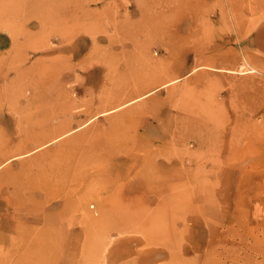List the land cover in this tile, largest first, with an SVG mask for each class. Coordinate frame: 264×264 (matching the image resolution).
<instances>
[{
  "label": "rangeland",
  "instance_id": "rangeland-1",
  "mask_svg": "<svg viewBox=\"0 0 264 264\" xmlns=\"http://www.w3.org/2000/svg\"><path fill=\"white\" fill-rule=\"evenodd\" d=\"M0 32V264H264V0H0Z\"/></svg>",
  "mask_w": 264,
  "mask_h": 264
},
{
  "label": "bare ground",
  "instance_id": "bare-ground-1",
  "mask_svg": "<svg viewBox=\"0 0 264 264\" xmlns=\"http://www.w3.org/2000/svg\"><path fill=\"white\" fill-rule=\"evenodd\" d=\"M263 36V35H262ZM258 38V37H257ZM263 41V40H262ZM173 69V68H172ZM64 70V69H63ZM76 71V70H75ZM96 74V73H95ZM76 76V75H75ZM179 76V75H178ZM146 82V81H145ZM144 82V83H145ZM47 81L44 77H32V81L29 84V87L31 88L30 90L31 91H34L35 93H38V89H43L44 88V84H46ZM147 83V82H146ZM145 83V84H146ZM150 85V84H149ZM162 85V84H161ZM145 86V85H144ZM143 88V87H142ZM140 87H137V88H133L130 92H127L125 93L123 96L122 95H119V99L114 102V107L113 108H116V107H121L127 103H130L134 100H137L139 99L140 97H142V95L147 92V91H150V90H153L155 89L156 87L151 86L150 88H146L144 89L141 93H139V91L142 89ZM51 123V122H50ZM72 130L71 127H69V129H65V131L63 132H58V131H54L52 133H50L49 135L47 136H44V137H39V138H35L33 139L34 141V144H35V147L34 149H37L38 147L42 146V145H45L47 143H50L52 141H55L57 139H60L61 136H63L64 134H66L67 132H70ZM25 148H21V150H19V152L15 155V156H22V155H25V154H29V152L33 151L34 149L33 148H30L27 144H25ZM24 146V145H23ZM22 146V147H23ZM182 148V147H181ZM203 151V150H202ZM183 154V153H181ZM13 156V155H12ZM145 163V162H144ZM153 167V166H152ZM167 172V171H166ZM141 176V175H140ZM145 179V178H144ZM140 180V179H139ZM146 180V179H145ZM143 184H145V182H143ZM148 187V186H147ZM139 198V197H138ZM166 198V197H165ZM131 201V200H130ZM137 201V200H136ZM139 201V200H138ZM128 202V201H127ZM133 202V201H132ZM131 203V202H130ZM134 203V202H133ZM139 203V202H138ZM147 205V204H146ZM145 206V205H144ZM109 219V218H108Z\"/></svg>",
  "mask_w": 264,
  "mask_h": 264
},
{
  "label": "crops",
  "instance_id": "crops-1",
  "mask_svg": "<svg viewBox=\"0 0 264 264\" xmlns=\"http://www.w3.org/2000/svg\"><path fill=\"white\" fill-rule=\"evenodd\" d=\"M2 36H5L6 37V39H10V37L9 36H7V34H5L4 32H0V50H2V49H4V48H6L5 46H6V40H5V38L4 37H2ZM4 41V42H3ZM6 43V44H5Z\"/></svg>",
  "mask_w": 264,
  "mask_h": 264
}]
</instances>
